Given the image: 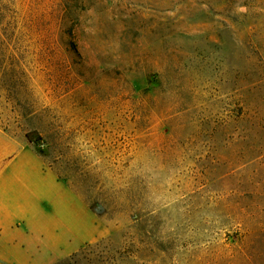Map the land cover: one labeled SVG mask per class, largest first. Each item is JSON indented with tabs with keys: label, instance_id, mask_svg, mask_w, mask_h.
Masks as SVG:
<instances>
[{
	"label": "rangeland",
	"instance_id": "rangeland-1",
	"mask_svg": "<svg viewBox=\"0 0 264 264\" xmlns=\"http://www.w3.org/2000/svg\"><path fill=\"white\" fill-rule=\"evenodd\" d=\"M256 108L264 0H0V126L71 190L47 258L264 264Z\"/></svg>",
	"mask_w": 264,
	"mask_h": 264
},
{
	"label": "crops",
	"instance_id": "crops-1",
	"mask_svg": "<svg viewBox=\"0 0 264 264\" xmlns=\"http://www.w3.org/2000/svg\"><path fill=\"white\" fill-rule=\"evenodd\" d=\"M54 190L56 196L71 191L29 144L26 135H16L0 126L1 262L54 264L68 254L46 256L47 249L57 248L50 239L60 225L56 222L50 228L46 222Z\"/></svg>",
	"mask_w": 264,
	"mask_h": 264
},
{
	"label": "trees",
	"instance_id": "trees-1",
	"mask_svg": "<svg viewBox=\"0 0 264 264\" xmlns=\"http://www.w3.org/2000/svg\"><path fill=\"white\" fill-rule=\"evenodd\" d=\"M249 117H247L243 121L248 123L249 122ZM250 119H253V120L249 124V127H246V129H245L246 132H249L250 129H251V132H254L256 134H263V136H264V116L261 113V109L260 108H256L255 111H254V115H252ZM26 137L28 138L29 135L26 134ZM29 141H30V139H29ZM263 239H264V237H263ZM263 242H264V240H263ZM73 257L74 256H72L67 261L58 262L56 264H70V261L73 259Z\"/></svg>",
	"mask_w": 264,
	"mask_h": 264
}]
</instances>
